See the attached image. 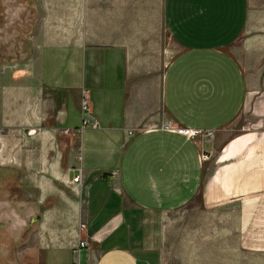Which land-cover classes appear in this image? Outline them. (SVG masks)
Listing matches in <instances>:
<instances>
[{"label": "crops", "instance_id": "1", "mask_svg": "<svg viewBox=\"0 0 264 264\" xmlns=\"http://www.w3.org/2000/svg\"><path fill=\"white\" fill-rule=\"evenodd\" d=\"M32 6L38 81L59 96L60 127L81 125L83 89L98 126L74 133L80 153L75 167L70 159L67 187L53 198L40 195L37 219L22 234L29 262L169 264L182 256L171 232L194 239L212 227L214 251L188 247L198 258L184 263L251 264L255 251H264V31L239 42L250 0H34ZM169 120L213 135L187 137L168 129ZM71 171L80 181H72ZM0 189V215L10 224L14 186ZM259 199L262 211H254ZM225 200L238 204L229 225L216 218L207 227H167L172 211H222ZM23 211L34 214L30 201ZM80 239L88 246L77 251Z\"/></svg>", "mask_w": 264, "mask_h": 264}, {"label": "rangeland", "instance_id": "2", "mask_svg": "<svg viewBox=\"0 0 264 264\" xmlns=\"http://www.w3.org/2000/svg\"><path fill=\"white\" fill-rule=\"evenodd\" d=\"M33 1L0 0V165L5 169L4 174L0 175V188L14 186L16 209L14 221L10 224L3 221L0 215V229L3 224L10 229L7 232L0 230V264H32L29 262L30 256L22 234L28 227V222L37 219L36 215L41 210L38 207L40 195L47 193V196L53 198V193L67 187L65 178L71 170L70 159L75 167L80 153L79 134L65 136L56 118L59 96L49 93L38 81L37 55L31 47L30 39L36 17ZM257 31H264V0H250L248 24L239 42L243 44L246 36ZM167 36L166 42L173 47ZM174 49L176 51V46ZM54 100L57 106H54ZM76 116L79 118V114ZM208 158V154L204 156L205 160ZM212 161L213 158L205 169L206 174L213 170ZM6 169L14 173L11 174ZM73 174L75 173L71 171L70 175ZM48 183L52 186L49 187ZM255 194L252 196L256 197ZM198 197L194 202L198 201ZM50 200L47 199V202ZM29 201L34 213L32 216L23 211ZM253 205L254 211H262L261 199ZM237 206L236 202L225 200L219 206L222 211H172L166 219L167 227L174 224V228L175 225L184 228L188 224L198 223H204L207 227L213 225L216 218V223L229 225L231 210ZM214 207L207 206L208 209ZM260 217L261 212L258 218ZM211 228H205V232L199 233V237L194 239H189L188 232L185 231L171 232L174 242L177 241L182 250V256L177 254L170 258L169 264H191L184 263L183 260L197 259L193 248L190 250L188 247L204 248L205 244L208 252L214 251V232ZM203 235L205 240H202ZM255 252L257 253L252 255L251 264H261L264 261V251ZM31 253L36 254L39 259V251Z\"/></svg>", "mask_w": 264, "mask_h": 264}, {"label": "built area", "instance_id": "3", "mask_svg": "<svg viewBox=\"0 0 264 264\" xmlns=\"http://www.w3.org/2000/svg\"><path fill=\"white\" fill-rule=\"evenodd\" d=\"M79 109L81 112V125L76 128H63L62 131L64 133H77L78 131H81L84 127L86 126H91V127H97L98 126V121L93 118L91 108H90V100L89 96L87 93V89L82 90V95L80 98L79 102ZM168 129L174 130V131H180L187 137H211L213 135V130L212 129H201V128H189V127H180V126H175L171 125L172 121L169 120L167 122ZM206 155H202L204 157ZM72 181L78 182L80 181V173L76 172L75 175L72 176ZM88 246V241L85 239H80L76 249L77 251L80 248ZM73 264H84L79 257H76L73 259Z\"/></svg>", "mask_w": 264, "mask_h": 264}]
</instances>
